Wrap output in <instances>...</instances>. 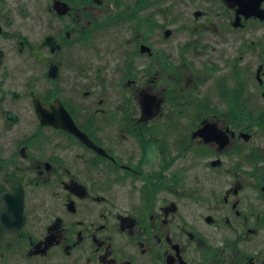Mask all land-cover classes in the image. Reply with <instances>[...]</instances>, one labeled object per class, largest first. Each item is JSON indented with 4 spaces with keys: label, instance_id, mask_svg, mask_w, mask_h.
I'll return each mask as SVG.
<instances>
[{
    "label": "flooded vegetation",
    "instance_id": "flooded-vegetation-1",
    "mask_svg": "<svg viewBox=\"0 0 264 264\" xmlns=\"http://www.w3.org/2000/svg\"><path fill=\"white\" fill-rule=\"evenodd\" d=\"M0 264H264V0H0Z\"/></svg>",
    "mask_w": 264,
    "mask_h": 264
},
{
    "label": "water",
    "instance_id": "water-1",
    "mask_svg": "<svg viewBox=\"0 0 264 264\" xmlns=\"http://www.w3.org/2000/svg\"><path fill=\"white\" fill-rule=\"evenodd\" d=\"M73 131H75V129H72ZM78 135H79V137L83 140V141H85L87 144H89L90 145V143H89V141L84 137V135L82 134V133H80L79 131H78Z\"/></svg>",
    "mask_w": 264,
    "mask_h": 264
}]
</instances>
